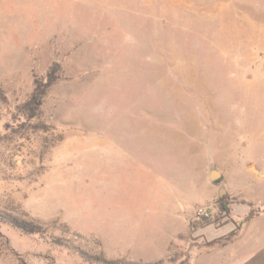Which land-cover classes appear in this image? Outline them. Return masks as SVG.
I'll return each mask as SVG.
<instances>
[{
  "label": "rangeland",
  "instance_id": "obj_1",
  "mask_svg": "<svg viewBox=\"0 0 264 264\" xmlns=\"http://www.w3.org/2000/svg\"><path fill=\"white\" fill-rule=\"evenodd\" d=\"M0 264H264V0H0Z\"/></svg>",
  "mask_w": 264,
  "mask_h": 264
},
{
  "label": "trees",
  "instance_id": "obj_2",
  "mask_svg": "<svg viewBox=\"0 0 264 264\" xmlns=\"http://www.w3.org/2000/svg\"><path fill=\"white\" fill-rule=\"evenodd\" d=\"M54 73H55V69L51 70V72L48 75V83L44 87L36 86L34 90V94L31 97V99L26 104L23 105L22 107L23 113L24 115L27 116V118L33 119L36 117L38 108L40 106V101L44 97L46 89L55 82L53 78ZM222 210L226 211L224 207H222ZM11 224L16 229L27 235H39L42 234L43 232L42 228L39 225H35L32 223H26L23 221H18L13 219L11 220Z\"/></svg>",
  "mask_w": 264,
  "mask_h": 264
},
{
  "label": "built area",
  "instance_id": "obj_3",
  "mask_svg": "<svg viewBox=\"0 0 264 264\" xmlns=\"http://www.w3.org/2000/svg\"><path fill=\"white\" fill-rule=\"evenodd\" d=\"M212 208L210 207H203V208H198L195 212V216L198 219H209L212 216Z\"/></svg>",
  "mask_w": 264,
  "mask_h": 264
},
{
  "label": "crops",
  "instance_id": "obj_4",
  "mask_svg": "<svg viewBox=\"0 0 264 264\" xmlns=\"http://www.w3.org/2000/svg\"><path fill=\"white\" fill-rule=\"evenodd\" d=\"M179 196H180V194H175V199H174V201H173V207H174V209H180V208H182V206H184V205H182V200H180V199H178L179 198ZM181 197V196H180ZM175 211V210H174ZM175 214V213H174Z\"/></svg>",
  "mask_w": 264,
  "mask_h": 264
},
{
  "label": "bare ground",
  "instance_id": "obj_5",
  "mask_svg": "<svg viewBox=\"0 0 264 264\" xmlns=\"http://www.w3.org/2000/svg\"><path fill=\"white\" fill-rule=\"evenodd\" d=\"M210 177H211L212 179H215V178L217 177V172H216L215 170H212V171L210 172Z\"/></svg>",
  "mask_w": 264,
  "mask_h": 264
}]
</instances>
